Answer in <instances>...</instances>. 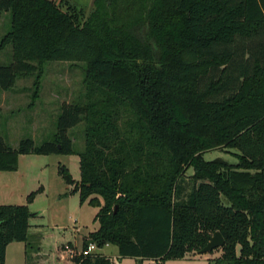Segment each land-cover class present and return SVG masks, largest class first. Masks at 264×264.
<instances>
[{
    "label": "trees",
    "instance_id": "16d2710c",
    "mask_svg": "<svg viewBox=\"0 0 264 264\" xmlns=\"http://www.w3.org/2000/svg\"><path fill=\"white\" fill-rule=\"evenodd\" d=\"M89 5L0 0V16L10 14L0 50L12 48L0 89L35 61L69 50L86 61L83 103H62L51 141L11 148L0 136V171L16 170L22 154L76 153L72 192L98 208L80 250L112 244L120 258L164 263L219 231L216 264H264V0ZM82 121L75 152L67 132ZM218 147L235 149L236 163L203 158ZM29 216L27 204L0 205V264L8 243L27 240ZM73 263L112 264L99 253Z\"/></svg>",
    "mask_w": 264,
    "mask_h": 264
},
{
    "label": "rangeland",
    "instance_id": "374dc122",
    "mask_svg": "<svg viewBox=\"0 0 264 264\" xmlns=\"http://www.w3.org/2000/svg\"><path fill=\"white\" fill-rule=\"evenodd\" d=\"M78 2L82 6H90V0ZM9 28L10 14L2 13L0 41ZM84 57L79 50H69L62 60L35 61L32 63L33 72L19 74L10 89H0V136L7 146L15 148L19 140L26 137L32 138L35 144L55 137L62 103H83L85 99ZM11 62L12 48L8 44L0 50V66ZM84 129L83 121L68 129L75 152L84 148ZM235 152V149L218 147L205 151L203 158L219 157L236 163ZM63 169L71 175L74 183L66 182ZM186 174L191 175L192 169H188ZM79 178L76 153L23 154L18 157L16 170L0 171V205L27 204L29 224L35 228L26 241L23 264H50L58 253L63 254L61 264H73L68 254L70 248L78 252L87 231L98 226L94 221L98 208L89 205L87 200L80 203L79 193L72 192ZM93 252L106 256L112 264H216V259L222 255L221 248L217 247L206 253L188 252L182 258L160 263L131 257L119 260L114 256L117 254L115 245L94 249ZM17 254L16 251L8 253L6 264H21L22 257Z\"/></svg>",
    "mask_w": 264,
    "mask_h": 264
},
{
    "label": "crops",
    "instance_id": "0c3cea01",
    "mask_svg": "<svg viewBox=\"0 0 264 264\" xmlns=\"http://www.w3.org/2000/svg\"><path fill=\"white\" fill-rule=\"evenodd\" d=\"M23 155V154H22ZM20 156V155H19ZM28 224H29V219H28ZM98 224V223H97ZM98 227V226H97ZM97 227H94L92 230H95ZM33 230H35V228H33L30 224H29V227H28V234H27V240L30 238L31 234L33 233ZM92 230H89V231H92ZM26 241H13V242H10L8 243V245L6 246V252H5V262L4 264L7 263V259H8V253L12 252V251H16L18 252L17 255H19L20 257H22L21 259V264H23V261H24V258H25V254H26V248H27V245H26ZM109 245H112V244H106L102 247H97L96 249L98 250H102L104 247L106 246H109ZM101 253V251L99 252ZM62 256V257H61ZM114 256L116 258H118L120 260V257L118 255V250H117V254H114ZM63 259V254L62 253H58L57 255L54 256L53 259H51V262L50 264H61V261ZM134 260H137L134 258ZM153 262V260H151ZM68 263L69 260L67 261ZM121 262V261H120ZM135 262V261H134ZM74 264V263H73Z\"/></svg>",
    "mask_w": 264,
    "mask_h": 264
},
{
    "label": "water",
    "instance_id": "95a60500",
    "mask_svg": "<svg viewBox=\"0 0 264 264\" xmlns=\"http://www.w3.org/2000/svg\"><path fill=\"white\" fill-rule=\"evenodd\" d=\"M224 244V238L219 231H215L207 241V243L198 250V253L210 252L217 247H221Z\"/></svg>",
    "mask_w": 264,
    "mask_h": 264
},
{
    "label": "built area",
    "instance_id": "2783aa9c",
    "mask_svg": "<svg viewBox=\"0 0 264 264\" xmlns=\"http://www.w3.org/2000/svg\"><path fill=\"white\" fill-rule=\"evenodd\" d=\"M96 247L97 246L95 243L90 242L84 249L79 250L78 252H74V249L70 248V251L68 252V254L73 260V258L76 256H87V255L94 253L93 250L96 249Z\"/></svg>",
    "mask_w": 264,
    "mask_h": 264
}]
</instances>
